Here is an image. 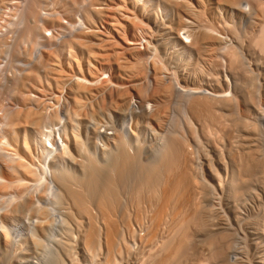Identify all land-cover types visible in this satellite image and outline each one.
I'll return each instance as SVG.
<instances>
[{"label":"bare ground","instance_id":"6f19581e","mask_svg":"<svg viewBox=\"0 0 264 264\" xmlns=\"http://www.w3.org/2000/svg\"><path fill=\"white\" fill-rule=\"evenodd\" d=\"M242 1L249 5V12L241 6ZM40 2L41 0H26L25 6H22L23 18L27 21L24 22L21 18L24 24L27 23L25 30L35 37L32 48L29 42L31 52L26 56L29 59L40 37L46 39L43 35L45 25L43 21L41 24L36 10L40 8L36 7ZM6 3L7 1L1 0L2 5L6 6ZM54 4L58 5V11L53 7L50 18L57 19L58 23L50 19L56 24L51 21L47 24L50 23L52 29L58 30V34L72 38L78 49L84 48L88 53L98 44L92 42L91 46V40L89 42L75 32L96 37L99 33L96 21L103 13L107 17V12L119 13V9L130 4L131 10L128 9L130 5L127 8L130 13H137L140 17H128L131 25L127 30L129 29L133 39L127 41L128 46L124 49L131 55V59L126 64H118L119 69L127 76L129 73L135 76L136 80L145 74V57L139 52L136 37L139 32L148 34L151 40L155 39L156 44L157 38L154 37L158 32L156 29L154 31L157 33H154L153 28L157 25L158 29L166 28L171 35V44L160 37L162 41L157 42L158 49L161 50L160 45L165 42L170 44L165 45L166 49L167 46H179L182 55L177 59L180 54H175V59L187 57L189 61L186 60L184 65H188V70H183V66L181 69L184 72L178 69L182 63L179 64L181 60L177 61L175 63L180 66L173 71L176 81H165L158 75L164 63H158L157 56L160 57V54H155V50L153 53L156 58L154 59L155 55L152 58L154 81L151 91L147 90L149 87L146 85V89L143 87L142 81L108 82L112 86L108 87L112 90L109 96H115L120 101L119 107L116 106L117 110L124 112L123 108L130 105L131 95L135 93L139 110L135 111L132 106L131 109L128 108L131 113L127 115L144 116L146 119L150 114V119L159 129L163 128L166 136L158 149L148 153L151 156L142 159L139 156L140 147H135L133 153L128 152L126 147L131 145L130 141L128 146L126 137L118 135L111 148L115 150H110L104 161H98L93 154L87 153L90 151L85 153L86 148L84 150L83 142L81 143L82 140L74 130L77 116L69 117L70 126H66L57 118L56 111L51 112L49 107H45L46 96L42 98L33 95L27 89L31 83V78L28 77L30 69L35 65H50L51 63L44 61L46 53L48 56L53 53L57 60L58 44L52 47L54 50L48 48L45 54L42 51L34 61L22 68L20 73L24 71L26 74L25 71L29 70L30 74L26 76L29 79L15 83L16 86L20 85L19 88L12 86L14 82L9 87L10 93L16 95L18 105L0 109L1 127L3 126L0 131V264H23L27 261L24 260L26 255L31 260L33 257L30 254H35L34 245L38 247L39 243L44 242L41 238L49 236L51 215L44 201L49 200L46 196L49 197L50 193L53 195L50 199L61 200L66 204L59 209L70 227L64 231L65 237L57 240L65 259L45 256L48 259L46 264H78L79 260H76L73 252V239L77 240L78 248L82 250L84 264H264V206H259L264 203V64L258 61L262 56L259 57L256 53L258 50L259 54H264V0H55ZM77 4L82 7L78 13L73 11ZM72 12L77 14L73 15ZM222 14L228 17L226 21ZM108 16L113 20L112 14ZM110 19L107 20L111 22L110 25L116 26V17V23H112ZM218 19L222 25L216 21ZM242 19L247 20V26L244 24L243 28V23L238 24ZM28 20L32 23H28ZM236 21L238 29L234 26ZM23 22L20 26H24ZM225 30L232 37L230 42L224 35L227 32ZM162 31L161 36L165 35ZM29 34L28 38L31 37ZM243 37L248 40L245 38V41ZM243 41L247 43L244 44ZM21 42L23 40L20 39L19 46ZM151 45L147 44V47ZM19 46L12 42L0 51L6 47L7 53L14 51L15 54ZM68 47L69 52H73V45ZM176 49L174 51L178 50ZM242 52L249 58L243 59ZM72 56H75V51ZM41 59L45 64L37 65ZM87 61H90L89 58ZM89 63L86 67L91 70ZM224 64L228 66L225 71L229 75L221 77L220 71H224ZM46 67L45 70L52 68L55 74L61 75V70L53 65L51 68ZM103 71L105 72L104 69ZM91 73L88 74L89 79H85V73L82 74L84 77L75 76L77 82L72 98L75 105L81 103L76 93L96 84L99 79L98 75ZM60 78L53 76L46 81L53 80L59 84ZM78 79L84 82L81 83ZM83 83L89 86L85 87ZM223 86L228 87V90L225 87L223 89ZM147 99L152 103L146 105ZM149 105L154 108L151 106V110H148ZM170 107L174 108L173 113L170 112ZM46 108L51 115H48ZM46 117L50 118L49 121ZM179 119L183 126L179 125ZM21 125L29 128L26 140L33 138V131L43 136L38 135L40 138L36 139L37 149L32 150L26 144L30 157L21 153L19 147H14L11 142L17 141V127ZM110 133L107 131L106 134ZM106 138L109 139L108 136ZM64 159L72 161L79 173L67 170L68 167L63 168ZM254 204L261 208H257L259 214L263 210L261 215L251 208ZM92 205L96 208L95 213L91 211ZM249 208L257 216V220L254 218V226V220H248ZM254 215L250 218L253 219ZM133 219L146 220L144 225L143 221L140 222L144 230V233H138L141 246L135 247L133 243ZM23 222L34 227L37 236H20ZM147 242H150L147 253L139 257L136 253L139 248H145ZM201 243L207 244V256L200 254L206 251L203 249L200 252ZM29 246H34L33 251L30 248L32 252L28 249ZM25 249L31 253L28 254ZM14 250L18 252L15 251L14 254ZM196 250L202 258H199L200 255L195 258L198 254ZM250 250L257 255L250 256ZM133 258L137 262H133Z\"/></svg>","mask_w":264,"mask_h":264},{"label":"rangeland","instance_id":"374dc122","mask_svg":"<svg viewBox=\"0 0 264 264\" xmlns=\"http://www.w3.org/2000/svg\"><path fill=\"white\" fill-rule=\"evenodd\" d=\"M241 3H242L241 6L247 11V9L249 8V5L247 4V2L245 3L244 1H242ZM129 5L130 4H126L125 6L122 7V9H119L120 10L119 11L120 15H119V13H117L118 11L117 12L114 11V14L115 15L113 14V12L112 13L107 12L108 13L107 14V17H106V15H104L105 13H103V15L101 16V18L97 19V21L95 20L96 21V25L95 26H97V29H98V32H99V33H97V36L96 37H92V35L91 36H89V35H83L79 31L75 32L77 34H81L82 36L81 35L80 36L81 37H84V39H86L88 41L91 40L90 45L92 44V42L93 43L95 42L96 44H98V45H95V47H93V49H91L93 52L91 51L90 53H88V51L86 49H84V48H83V50L82 49L81 50L78 49L76 47L75 43L71 40L72 38L70 39L69 36L66 35V37L64 36L63 40L60 41V44L57 45V51H58V53H57L58 56L56 55L58 57L57 60H56V58H54V54L53 53L51 55L49 54V56L47 55L48 53H46V56L45 55L43 56L45 58L47 57L46 58L47 61L44 59L45 63L46 62H48V64L51 63L50 65H48L49 68H51L50 66L53 65V67L57 68L58 70H61V72H59V73H61V75L58 74V73L55 74V72H53L52 68L50 70H48V69L45 70V67L46 66L44 67L43 65H41L42 67L41 66H36V65L34 67H32L30 69L31 74H30L29 70L25 71L26 74L24 73V71H22L20 73V71L22 69L20 70L19 68L16 67V62H18V59H21L24 56L26 57V56H28L30 54V52H31V50L29 49L30 48V44H31V48H32L34 46L33 45V43H34L33 39L35 38L34 35H33V33L29 34V33L26 32V30H25L26 29L25 28V24H26V27H27V23L24 24V22H27V21H25V19L23 18V14H22L24 12L23 7L20 8L17 11L16 14H17V17L20 18V22L24 19V22L22 21L24 26H20L22 24V22H21V24L19 23V31L20 32H18V34L16 36L17 37L16 40L18 42H15L14 41L13 42V45H18L19 46L20 39L23 40V42H21V45H22V43H24V41L26 39V42L28 43V46L26 47V49H23V52L22 53L19 50L20 47H21V45L19 46V49L16 50L17 52L15 51V54H13L14 51H10V53H7L6 52V51H8V49H7L8 46H7V48L5 47V49H7V50L3 49V51H0V109H1V107H2V109L3 108L6 109V108L11 107V105L12 106L13 105L14 106L18 105V103H17V97H16V95L14 93H10L11 92L10 91L11 88L9 89V87H12V86L15 87L17 84L20 83V81H23V80L27 81L26 79L31 78V83L28 84L29 86L27 88L28 91H29V93H31L33 95H36V96H39V97H42V98H44L46 96L44 98V103H46L45 104V107H47V108L49 107V109L52 110L51 112L56 111L57 114H58L57 118L59 117V120H61L66 126H67V124L70 126V124H69L70 123L69 117L77 116V117H75L76 118L75 123L77 125L75 124L76 126H75V129L74 130H76V133L78 134V136L82 140L81 143L83 142V148L84 147L86 148V150L84 148L85 153H86V151H90V152H87V153L93 154L95 158L97 157L96 159L98 161H102V160L104 161V159L107 158L108 153H110L111 148L114 146L113 143L115 142L116 137H118V135H123L124 138L126 137V141L128 142L127 143L128 146H129V141H130V144L132 145V147H131V145L129 147H126L127 150H128V152L133 153L136 150L135 147L136 148L137 147L138 148L140 147L139 148V150H140L139 156L142 159L147 158V156L148 157L151 156L148 153L151 154V153L154 152L155 148L158 149L161 146V144H162V142H163V140H164V138L166 136L163 133V131H164L163 128L162 129H159L158 126H156V124L150 119V114L149 113H148L149 116L146 119H145L144 116H141V117L136 116L135 117L133 115L134 116L133 117V116H131V114L130 115L129 114L127 115V113H131L129 109H131L132 106L134 107V109H136L135 111L139 110V108H137L138 98L135 96L136 95L135 93L132 94L133 96L131 95L132 98H131V102L129 103L130 105L128 106V104H127V105H125L126 107L123 108L124 112L127 111L126 113H124L120 109L119 110L121 112L119 110H117V108L119 107L118 105H119V102L120 101H119L118 98H116L112 94H110V95H112L113 97H110L109 96V93H111L112 90H109L108 87H110L111 85L109 86V83L108 82H110V81H112V82H115V81H142L144 86L142 84L141 85L145 89H146V87H145V85H146L147 88L149 87V89H147V90H150L151 91L152 86H153V81H154V79H153L154 70H153V66H152V63H153L152 61L156 58V55L155 54H160V57L157 56V58L159 60L158 63L159 62L164 63V64L161 63L162 66H163V67L161 66V68H163V69H161L160 71H158V75H160V77H163V79L165 81H169V80L170 81H173V80L176 81V79L174 77L175 74L173 73V71L175 70L174 68L175 67H179L180 66L179 64L182 63L181 67H179L178 69H181L182 66H183V68H182L183 70H185V71L188 70V69H186L188 65L186 64V66H185L184 64L186 62H188L189 60L185 56H183V57H181V59L177 60L182 55L181 54V49H179V46H176L177 49H178L177 50L176 47H174V46L171 45L173 47V51H172V47L169 46L170 47L169 48L167 46V48L170 49L169 52H168V49L165 48L166 47L165 45L168 44V43L165 42L164 44H162L164 46L160 45L161 50L158 49L157 42H160L163 39H167L168 42L170 43L171 42V38H170L171 35H170L169 31L167 32V30H165L166 28H161V29L159 28L158 29L157 28V25H156V26H154L155 28H153V31L157 29L158 34H160V32L163 29L165 30V31L163 30L164 33H162V34H165V35H162L161 36V34H160V36H159L158 34H156V35H158V37L155 35L154 38H157L156 39V44H155V41H154L155 39L154 40H151V38L148 37V34L145 35L144 33H140L139 32L138 36L136 37L137 46L139 45L138 47H140V48H138L139 49V52L141 51L140 52L141 55L143 57H145L144 60H143V62H144L143 63L144 64L143 67L145 68V69L143 68L144 69L143 72L145 74L141 78H139L137 80L134 78L135 76H132L130 73H129L128 76H127V74L125 75L122 72V69L121 70L119 69V67H118L119 65L118 64H122V65L123 64H126L131 59V55L127 51H125L126 49H124V48H126V46H128L127 41H131V39H133V37H131V34L129 33L130 32L129 29L127 30V27H129V25H131L129 23L131 21L128 20V17H135V15H136L137 18L140 17L139 14H137V13L135 15L132 14V13H130L131 11H129V10H131L132 7H131V5L130 6ZM23 6H25V5H23ZM57 6H58L57 4L54 6V10H56V11H58V7ZM74 6L75 7L73 9H76V10H73V11H76L77 13H78V10L82 8V7L80 8L79 7L80 5L78 6V4L77 5H74ZM128 6L130 8H128ZM36 7L39 8V6H36ZM83 7H85V6L83 5ZM124 7L126 9L128 8L129 10L128 9L126 10ZM39 9H36L38 14H39ZM21 10H23V11H21ZM34 10H35V7H34ZM115 10H117V9H115ZM10 11H11L10 9H5V8L0 7V21L5 20V21L10 22L11 19H12V15L10 14ZM34 12L36 13V11H34ZM247 12H249V10ZM77 13L72 12L73 15H75ZM110 14H112V16H114L113 20H112V17L108 16ZM121 14H123L125 17L127 16V19L123 15H121ZM36 15L37 14H35V17H36ZM37 16L39 17V15H37ZM38 17H37V19H38ZM115 17L118 20V22L115 19ZM223 17H225V18H223ZM21 18H22V20H21ZM137 18H134V20L137 19ZM222 18L225 20L228 17L226 15L224 16V14H222ZM29 19H31V18H29ZM50 19H53L54 20L53 17H51ZM109 19L112 20V23H116L117 22L116 23L117 25L116 24H115L116 26L110 25L111 22L110 21H107ZM53 20H50V21L52 23L54 21L56 23H58L56 21L57 19H55L54 21ZM65 20L68 21V19H65ZM160 20H161V16H159V18H158V21L159 22H160ZM105 21H107V22H105ZM114 21H116V22H114ZM216 21L221 22L219 19L216 20ZM216 21H215V23H216ZM55 22H54V24H56ZM94 22L92 24L93 26L95 24ZM219 22L217 23L218 25H220ZM28 23L31 24L32 21L28 20ZM118 23L121 25V27H119L120 25ZM165 23H167L166 19H165ZM235 23H234V26H236V27L238 26V24L243 23V25L241 24L242 25L241 27L243 28L244 24L245 23L247 24V20L246 19H242V21L240 20L239 23L237 21ZM122 24H123V27H122ZM246 24H245V26H247ZM9 25L10 24L8 23L7 26H9ZM221 25H222V22H221ZM7 26L4 25L3 28H1V30H0V36H1L0 37V40H1L0 43L2 42V40L5 39L3 41V43L0 44V46H1L0 49L1 50H2V48H4L5 45H7L6 43H10L9 41L12 40V36L13 35L8 30V27ZM20 27H21V30H20ZM124 27H126V28H124ZM241 27H239V28H241ZM242 28L240 30H243ZM99 29H100V31H99ZM151 29H152V27H151ZM237 29H238V27H237ZM244 29H246V28L244 27ZM23 30L26 32V35H24L25 32L24 33L23 32L21 33V31H23ZM226 31L227 30H225V32ZM155 32L156 31H154V33ZM27 34H29V36H31V37L28 38ZM224 35H226L227 39H229L228 41L230 42V39H232V37L228 33V31ZM25 36L27 38H25ZM139 36H141V37L139 38ZM164 36L166 38H164ZM160 37H161V39L162 38L163 39L161 40ZM67 38H68V40H67ZM245 38L246 37H243L244 40H245ZM27 39H28V41H27ZM64 39L66 41H64ZM126 39H128V40H126ZM247 40H245V41H247ZM152 41H153V44H152ZM29 42H30V44H29ZM150 43L152 45H155V46L157 45V46L156 47L155 46L153 47ZM245 43H247V42H244V44ZM147 44L149 46L151 45V47L148 48L147 47ZM170 44H168V45H170ZM69 45H73V49H74L73 52H69V47H68ZM27 48H28V50H27ZM75 48H76V50H75ZM164 48L166 50L165 51L166 53L164 52ZM174 48L177 51H174L175 50ZM258 49H259V47H258ZM155 50L157 51V53L155 52V54H154L153 51H155ZM18 51L20 53H18ZM74 51H75V56H72V53L74 54ZM242 51H244V50H242ZM262 51L264 52V50H262ZM97 52H98V54H97ZM161 53H163V54H161ZM256 53L259 55V57L262 56V58H263L264 54H259V51L258 50L256 51ZM16 54H17V56H15ZM23 54H26V55L23 56ZM88 54H90V56ZM171 54H172V56H171ZM175 54L176 55L177 54H180V55H178L177 59H175V57H176ZM241 54L243 55V59H245V58L248 59L249 58L245 54V52H242ZM257 54H255L256 57L258 56ZM154 55H155V57H154V59H152ZM184 57H185V59H183ZM76 58L79 61V63L76 60ZM88 58L90 60L89 61L90 63L87 61ZM160 58H163V60L161 59L162 60L161 61ZM172 58H174V59H172ZM262 58L260 57V60H258V61H261L260 63L261 64L262 63L264 64V62H263L264 59H262ZM192 59L194 61L196 59V56H195V59H194V57ZM257 59H259V58H257ZM44 61H43V59H41L40 62L37 63V65H40L42 63L45 64ZM177 61H180L179 64H177L178 63ZM175 62H177V63H175ZM77 63L79 65H77ZM88 63L90 64V67L89 68H92L91 69L92 71L86 67ZM54 64H57V65H54ZM225 64H227V63H225ZM225 64L223 66L224 67V71L223 72L220 71V76L221 77L223 75H225V76L229 75V72L227 74V72L225 71V67H228L227 65L225 66ZM48 66L46 68H48ZM33 68H34V70H32ZM103 69L105 70V72L103 71ZM182 69H181V71L184 72ZM82 72L85 73V74H83ZM102 72H104V74ZM224 72H226V73L224 74ZM90 73H91V75L92 74H94L96 76L98 75L97 77L99 79L95 82L96 84L91 85L90 87H87V86H89V84L87 85V83H85L86 84L85 85L83 83L84 86L87 87V89H83V90H85V92L83 90L82 91L79 90L76 93L77 94L76 96H78V98L81 100V103L78 104V105H75L74 102H73V100H72L73 95H74L73 88H74V86H75V84L77 82L76 81L77 78H75V76L76 77L77 76L78 77H80V76L82 77L84 75L85 76V79H89L90 78L89 77ZM27 74L28 75L30 74V76H28L29 78L26 77ZM53 76L54 77L55 76H58V77H61L62 78V79L60 78V80H58V81H60L59 84H57L53 80L46 81L47 79L48 80L51 79ZM172 76H173V78H172ZM79 82L82 83L84 81H80L79 80ZM15 83H17V84H15ZM11 84H12V86H11ZM33 84H34V87L32 86ZM106 85H108V86H106ZM19 86L20 85H18L16 87L19 88ZM35 86L37 88H35ZM224 87H225V89L228 90V87L223 86V89H224ZM88 88L90 89V91H89ZM147 90H146V92H147ZM72 91H73V93H72ZM150 91H148L147 93L149 94ZM52 95H55V97L54 96L52 97ZM146 103L147 104H151L152 102L147 99V102H145V104ZM47 104H48V106H47ZM134 104H135V106H134ZM116 106H117V108H116ZM151 106L150 105L148 106L149 107L148 110H151L152 107L154 108V106H152V107ZM47 108H46V110H47L48 115L49 114L51 115V112H48L50 110H48ZM170 109H171L170 112L173 113V109L174 108L173 107L172 108L170 107ZM146 116H147V114H146ZM49 119H48V117H46V120L47 121H49ZM135 119H137L136 120V123H138L137 125L135 123ZM46 120H45V124L47 123ZM179 120H180L179 123L180 122L182 123V120L181 119H179ZM1 122L2 121L0 120V131L2 130L1 128L3 127V126L1 127ZM181 123L179 125H182ZM27 130H29V128L26 127L25 125L18 126L17 127V135H18L17 141L12 140L11 142L13 143V146L14 147H19L21 153H23V154L27 155L28 157H30V155H29V153H28V151L26 149V144L27 145H30V147H31L32 150L37 149L38 144H36V139H37L38 135L41 134V133L36 132V131H33L32 132L33 138H30V140L29 139L26 140V135L28 133ZM107 131L108 132H111L110 135L106 134ZM106 136H108L109 139H107ZM40 137H43V136H40ZM40 137H38V138H40ZM108 146H109V148H108ZM107 150H109V151H107ZM112 150H115V149L113 148ZM73 155L76 156V154L74 152H73ZM67 158L70 159V157H67ZM70 160L64 159L63 160L64 163H62V167L63 168L65 167V169H67L66 167H68L67 170L73 171L75 173H79V170L77 169V167L75 165H73L71 163L72 161H70ZM46 182H48V181H46ZM44 184H46V183L44 182ZM53 185H54V183H53ZM55 187L53 186L52 188H55ZM50 194L52 195V193H50ZM51 195H49V197H52L53 196V195L52 196ZM46 197L49 200H51V201L47 200V202L44 201L45 202V205L47 207H49L48 210L50 211L49 213L51 215V217H50L51 218V226H50L51 229L48 230L49 231L48 232V235L49 236L47 235L48 236L47 238L45 236H43L41 239H43L44 242L43 243H39L38 244V247H37V245H34V246H36L35 248H33V249H35V254L34 255H33V252H32L33 251L32 247H34V246H31V247L29 246L28 247L29 250H30V248L32 249V251L30 250L32 253L28 249H25L28 252V254L31 253L30 255L33 258H31V260H28L30 257L28 256L29 257L28 258L27 255H26L25 256L26 259H24V260H27L29 262L25 261V262H23V264H25V263L26 264H44L48 260V259H45V256H46V258H48V257L51 258V257H55V256L57 257L58 256V258L60 257L61 259H65L64 256H63L62 251H60L61 249H60V247H59V245L57 243L58 242L57 240L60 239V238L63 239L65 237L64 236L65 235L64 234L65 233L64 231H66L68 229V227H70V225L68 224L69 222L68 221H67L68 223L66 222L67 219L66 220L64 219L66 217L62 213L61 214L63 216L60 214V209H59L60 206L62 207V206H65L66 204L65 203H62L61 200L60 201H56L53 198L50 199L48 196H46ZM44 202H42V204ZM262 204H264V203H262ZM262 204H260L259 206L260 207L264 206ZM259 206H258V204H254V207L251 206V208H254V210H256L255 212L258 213L259 212L258 209H261ZM251 208H249L250 209L249 210V214L247 212V215H248V218H249L248 220L252 222L254 220V218L257 220V218H256L257 216L254 215L256 213L255 212L253 213V211L251 210ZM91 211L93 213L96 212V208H95L94 205L91 206ZM262 212H263V210H261V214H262ZM261 214H259V215H261ZM249 215H251V216L254 215L253 219L250 218L251 216L249 217ZM250 219H252V220H250ZM256 220L253 221L254 222L253 223V226L256 223L255 222ZM141 221H143V220H140V221L139 220H136L135 221L133 219L131 221L132 226H133L134 231H135V238H134V242H133V243H135V247L137 245L141 246V242L139 240L138 233H140V234L144 233L142 224L144 225V223L146 222V220L143 221L142 224H140ZM23 223H25V222H23ZM23 223L21 224L22 227L20 229V231H21L20 236H22V235L29 236L31 234L34 235V236H37L36 234H38V233H37V230L34 227H32L31 225H29L28 223H25V224H23ZM250 225H252V223ZM255 226H257V224ZM239 233H240V231H239ZM239 235L241 236L242 234L240 233ZM73 240H74L73 241V243H74L73 252L75 254V257L77 258L76 260L77 261L79 260L78 261L79 262L78 264H81L80 262H82V263L84 262V259L82 258L83 253H82V250L78 248L77 240L76 239H73ZM149 243L150 242L145 243L146 244V247L145 248L144 247L139 248V252L137 251L138 253H136V254H139L138 255L139 257H140V255L143 256V254L145 255L147 253V249L150 247L148 245ZM40 244L43 245V246H41ZM205 244L206 243H204L202 245V243H201L202 247L198 245L199 248H200L199 249L200 252L206 250L203 253L202 252L201 253L199 252L201 255L202 254H205L206 255V253L208 251V249H205V248H207L205 246ZM15 248H17V247H15ZM201 248H202V250H201ZM197 249H198V247H197ZM17 250H18V248H17ZM17 250H14L13 253L16 254L15 251H17ZM136 250L137 249L135 248V251ZM251 252H252L251 254L249 253L250 256L254 255L255 251L254 252L251 251ZM196 253H198V251ZM199 253L196 254L197 256L195 255V258L196 257L198 258V256L200 255ZM201 255L199 256V258L200 257L201 258L203 257ZM256 255H254V256H256ZM34 256L36 258H34ZM38 262H40V263H38ZM133 262H137V261L134 259ZM132 264H134V263H132Z\"/></svg>","mask_w":264,"mask_h":264},{"label":"built area","instance_id":"2783aa9c","mask_svg":"<svg viewBox=\"0 0 264 264\" xmlns=\"http://www.w3.org/2000/svg\"><path fill=\"white\" fill-rule=\"evenodd\" d=\"M7 1V3L5 4L6 6L1 4V0H0V7L5 8V9H10V14L12 15V19L10 22L8 21H0V30L1 28H3L4 25L7 26V24L9 23L10 25L7 26L8 30L12 33V39L10 43L16 41V36L19 32V23H20V19L17 17V11L24 5L26 0H4ZM50 2V3H49ZM54 2L55 0H42L40 2V9H39V17H40V22L42 24V21L44 23V36L46 39L41 38L39 40V43L34 47L33 49V53L32 56L30 57V59L28 57H23L21 59H18V62H16V67L19 68L20 70L22 68H24V66L26 64H28V62L34 61L35 57L37 55H39L40 53L43 54L46 53L48 50V48L53 49L52 47H54L57 44H60V41L63 40L65 35L62 34H58V30H54L50 27V23L49 25L47 24L50 21V16L51 14H53L52 12V7H54ZM52 4V5H51ZM54 4V5H53ZM54 9V8H53ZM14 13V14H13ZM18 18V19H17ZM42 39V40H41ZM7 43V44H10ZM27 42H24L21 47H20V52H23V49H25L24 47H27L28 45H26ZM45 50V51H44Z\"/></svg>","mask_w":264,"mask_h":264}]
</instances>
